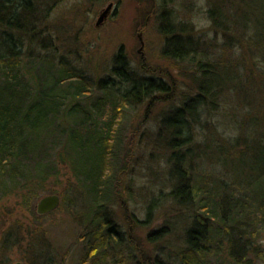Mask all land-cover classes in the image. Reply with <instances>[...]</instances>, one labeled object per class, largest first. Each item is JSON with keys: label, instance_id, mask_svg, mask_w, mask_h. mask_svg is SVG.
Masks as SVG:
<instances>
[{"label": "trees", "instance_id": "16d2710c", "mask_svg": "<svg viewBox=\"0 0 264 264\" xmlns=\"http://www.w3.org/2000/svg\"><path fill=\"white\" fill-rule=\"evenodd\" d=\"M170 1L160 0L157 16L164 54L178 64L187 62L196 93L161 121L158 136L166 133L159 143L167 145L162 151L167 166L165 182L171 191L165 196L159 193L158 201L177 204V211L192 221L179 253L180 264H210V258L225 250V255L237 262L249 248L248 237L253 246L256 225L264 227V189L246 192L238 184L234 193L226 182L196 180L195 168L205 154L204 149L192 145L193 130L206 126L203 117L216 111L227 88L221 87L225 78L219 77L220 59L205 50L200 38L193 41L185 24L173 22L167 10ZM230 3L228 15L217 3L211 5L206 20L211 31L222 36V47L232 50L235 57L236 51L248 55V68L258 74L254 94L264 101V0H256L255 6L252 0H239L236 6ZM48 10L47 3L36 0H0V203L15 196L28 208L49 179L56 180L61 169L67 170L74 180L69 182L70 189L84 197L88 212L80 264H116L118 259L126 263L127 259L121 258V237L105 217L120 196L119 176L125 179L129 173L132 151L129 142L125 144L122 124L136 106L150 104L152 96L167 90L160 80L132 72L120 56L114 58L108 76L98 80L88 77L75 61L59 56L49 45L47 36L52 32L44 25ZM169 26L172 29L166 30ZM254 29L260 32L259 36L256 33L260 39L257 50ZM36 64L43 67L35 71ZM235 64L228 70L236 69L228 77L233 93L236 84L252 78V72L246 78L245 69ZM238 68L243 69L242 74L236 73ZM254 144L251 160L261 168L263 178L264 138ZM61 195L65 201L66 192ZM161 232L150 234L148 241L156 243ZM8 239L3 240L2 248ZM21 243L30 251L33 239ZM42 262L52 263L50 258L36 255L26 264ZM150 264L162 262L154 258Z\"/></svg>", "mask_w": 264, "mask_h": 264}, {"label": "rangeland", "instance_id": "374dc122", "mask_svg": "<svg viewBox=\"0 0 264 264\" xmlns=\"http://www.w3.org/2000/svg\"><path fill=\"white\" fill-rule=\"evenodd\" d=\"M250 2L251 0H247ZM48 5V17L44 21L48 31V40L52 48L75 61L76 67L83 70L88 77L98 80L109 75L116 56L122 57L125 64L138 76L160 80L167 92L152 96L154 101L136 106L123 121L125 144L129 142L132 151L125 179L118 192L120 196L111 203L105 217L121 237V261L116 264H150L157 258L162 264H180L179 253L185 246V233L192 221L184 212H178L177 204L158 201V194L165 196L171 188L166 184L165 153L160 145L161 121L165 116L179 108L184 101L196 93V85L191 79V69L187 62L178 64L165 57L164 36L159 32L160 0H36ZM220 2V3H219ZM238 5L239 0H171L167 10L171 12L173 22H182L190 28V37L205 43V50L220 59L223 67L219 77L225 78L223 96L218 100L216 111L203 117L206 126L194 129L192 145L199 146L205 154L201 164L195 168L196 180L199 177L211 184L212 179L226 182L228 189L236 192L241 188L248 192H259L264 189V177L260 178L261 168L252 162L251 151L255 141L264 138V101L254 94L258 74L248 68L249 57L222 47L223 38L211 31L206 13L211 5L223 10L225 15L230 11L231 3ZM253 6L256 0H252ZM111 4L108 18L95 28L99 13ZM226 6V7H225ZM212 8V7H211ZM254 10H256L254 8ZM256 21L257 16L254 17ZM172 29L168 27L166 30ZM188 31V30H187ZM259 30L253 32L256 50L259 46ZM46 37V38H47ZM139 38L143 43L141 60L137 51L140 48ZM212 43H210L211 41ZM209 43V44H208ZM226 43V42H225ZM214 45V49L210 47ZM251 43V48L253 49ZM209 46V48H207ZM213 46V45H212ZM210 49V50H209ZM183 54L185 55V51ZM188 51V49H186ZM234 52V51H233ZM238 63L246 78L235 85L234 93L229 91V74L231 65ZM43 65L36 64L35 71ZM234 71V72H233ZM253 74V75H252ZM220 85L221 82H217ZM258 89V88H257ZM254 120V121H252ZM126 146V145H125ZM69 182L74 180L67 170L61 169L59 177L49 179L35 200L30 201L28 208L15 196L7 197L0 206V264H26L33 256L50 258L51 264H80L84 252L88 230L84 197L72 192ZM236 183V184H235ZM66 192L65 201L62 193ZM59 195V208L44 217L35 214L37 201L45 196ZM236 194L235 196H237ZM212 206V205H211ZM157 207L156 209H154ZM257 237L253 246L237 262L231 261L225 251H218L209 259L210 264H264V227L256 225ZM159 233L156 243H150L148 236ZM164 231V233H163ZM30 232V233H27ZM155 236V234H154ZM9 238L6 247L3 240ZM33 239L32 248L25 242ZM235 255H239L237 252ZM146 258L143 261L141 258ZM41 264H44L42 262ZM46 264V263H45Z\"/></svg>", "mask_w": 264, "mask_h": 264}, {"label": "water", "instance_id": "95a60500", "mask_svg": "<svg viewBox=\"0 0 264 264\" xmlns=\"http://www.w3.org/2000/svg\"><path fill=\"white\" fill-rule=\"evenodd\" d=\"M111 10H112V5L109 4L106 7V9H104L99 13L97 22L95 24V28H98L108 18ZM139 44H140V48L137 51V53L140 55L141 60L144 62V57L142 55L143 43L140 38H139ZM59 206H60L59 195L54 194V195L45 196L37 201L35 206V214L39 217H44L55 212L59 208Z\"/></svg>", "mask_w": 264, "mask_h": 264}]
</instances>
